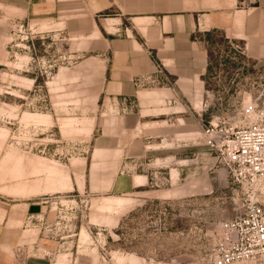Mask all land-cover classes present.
Returning a JSON list of instances; mask_svg holds the SVG:
<instances>
[{
    "label": "rangeland",
    "instance_id": "rangeland-1",
    "mask_svg": "<svg viewBox=\"0 0 264 264\" xmlns=\"http://www.w3.org/2000/svg\"><path fill=\"white\" fill-rule=\"evenodd\" d=\"M77 2L55 0L49 20L0 7V206L60 190L44 198L54 227L42 232L67 243L59 254L70 264H215L220 225L245 213L254 188L232 179L204 132L228 140L247 123L245 105L264 108V40L206 39L208 95L170 102L175 109L166 111L177 113V120L168 119L187 147L176 151L177 163L162 165L150 147L125 160V175L149 181L112 199L95 194L93 185L115 174L109 140L118 107L99 96L107 54L96 51L100 42L88 34L93 20L90 28L80 17L84 11H72L80 9ZM131 103L123 102L124 114L132 112L125 108ZM164 148L175 151L172 144ZM83 173L87 191L66 193L70 176ZM78 183L81 189L83 177ZM259 199L264 205V195ZM30 222L21 230L22 245L38 236ZM76 254L80 263L73 262ZM247 264H264V258Z\"/></svg>",
    "mask_w": 264,
    "mask_h": 264
},
{
    "label": "crops",
    "instance_id": "crops-1",
    "mask_svg": "<svg viewBox=\"0 0 264 264\" xmlns=\"http://www.w3.org/2000/svg\"><path fill=\"white\" fill-rule=\"evenodd\" d=\"M54 4L55 0H0L2 10L30 14L33 20L39 14H47L49 20ZM77 4L80 9L71 7L72 11H84L80 17L88 20L90 28L91 20L95 24L88 34L100 42L96 51L107 54L106 78L99 96L118 107L109 140L111 172L115 174L107 183L98 180L93 191L120 199L149 181L145 175H125V160L150 147L147 151L155 160L162 158V165L177 163L176 151L187 144H182V131L177 134L176 123L168 119L170 115L177 120L176 112L166 113L175 109L169 103L204 100L208 95V37L222 34L234 40H264V0H78ZM106 13L111 15L104 18ZM123 102H132L125 106L132 112L124 114ZM165 144H172L175 151L163 153ZM178 167L173 169V182L180 173ZM83 174L70 176L71 190L66 193L87 191L88 177ZM82 177L80 189L78 179ZM54 188V194L0 206V264H70L68 255L59 254L67 243L42 232L54 227L44 199L62 194ZM162 195L169 192L162 191ZM28 220L39 230L29 246L22 245L20 238ZM73 256V262L83 260Z\"/></svg>",
    "mask_w": 264,
    "mask_h": 264
},
{
    "label": "built area",
    "instance_id": "built-area-1",
    "mask_svg": "<svg viewBox=\"0 0 264 264\" xmlns=\"http://www.w3.org/2000/svg\"><path fill=\"white\" fill-rule=\"evenodd\" d=\"M247 123L231 133L228 140H215L204 132L210 149L216 150L232 179L253 187L245 213L219 227L220 255L215 264H247L264 258V108L257 103L243 107Z\"/></svg>",
    "mask_w": 264,
    "mask_h": 264
}]
</instances>
